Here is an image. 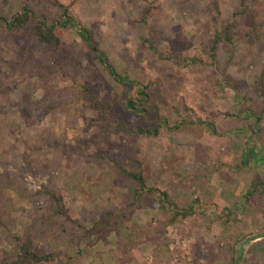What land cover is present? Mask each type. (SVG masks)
Returning a JSON list of instances; mask_svg holds the SVG:
<instances>
[{"label":"rangeland","instance_id":"rangeland-1","mask_svg":"<svg viewBox=\"0 0 264 264\" xmlns=\"http://www.w3.org/2000/svg\"><path fill=\"white\" fill-rule=\"evenodd\" d=\"M23 1L0 0V12L12 17ZM60 1L93 32L119 75L149 85L151 103L170 126L196 116L224 135L187 125L162 129L156 139L128 137L114 126L140 121L123 106L130 85L87 62L91 71L64 77L30 30L0 26V182L4 175L14 182L4 193L0 264H236L240 245L264 233V208L252 210L242 199L257 176L264 179V0ZM32 3L39 15H59L52 0ZM227 27L233 44L222 41L212 64V41ZM60 37L61 60L68 51L92 59L74 32ZM180 57L202 64L184 66ZM71 77L94 78L97 107L64 97ZM99 156L125 167L141 160L147 186L194 206V215L170 223L152 197L130 207L128 180ZM43 188L66 195L74 223L60 220L51 224L53 235L30 239L35 221L47 227L53 214ZM23 244L53 257L33 260ZM241 264H264V239L245 247Z\"/></svg>","mask_w":264,"mask_h":264},{"label":"trees","instance_id":"trees-1","mask_svg":"<svg viewBox=\"0 0 264 264\" xmlns=\"http://www.w3.org/2000/svg\"><path fill=\"white\" fill-rule=\"evenodd\" d=\"M33 1L38 3L40 0H24L20 6V12L12 17H6L0 12V26H3L8 32L15 34L30 30L31 40L38 46V49H46L50 51L53 58L51 60L52 64L58 67L60 71L64 72V77H67L69 74L71 76V74L78 69L82 72L87 71L88 69L90 70V66L85 63L87 62L88 64L93 63V66L96 64L103 67L113 81L119 86L130 85L134 89V92H126L124 94L123 106L127 112L131 113L134 117L139 118L140 121L139 123H134L132 126H127L120 121H116L114 126L116 130H121L128 137L138 135L147 139H156L160 135L162 129H165L168 132H177L187 125H197L205 127L216 137L224 135V132L216 127L213 122L210 120H202L196 116H191V118L188 117L189 119L187 121H182L170 126V124L160 115L159 110L151 103L149 85H143L119 75L110 64L107 56L101 51L98 43L94 39L93 32L85 27L78 18L71 14L68 6L62 4L60 0H52V5L56 13L59 14V17L46 14L39 15L32 8ZM64 31H72L80 38L84 48L92 55L91 60H89L86 54L82 51H68V60L66 57H63L62 60L60 59L61 52H64L65 50V44L60 37V34ZM222 41H225L230 47L232 46L233 41L229 34V27L216 33L212 41V46L209 51V59L212 64H216L217 62V48ZM180 63L184 66L202 64V62L196 57H180ZM71 81L73 82V86L65 91L66 94L64 97H67L68 95L74 96V100H83L87 98L92 101L94 106H98L99 100L97 92L99 86L94 78H91L90 81L83 82L82 80L77 81L71 77ZM94 87H97L95 92L93 89ZM246 113H249L247 117L254 116L253 113ZM236 117H240V114ZM261 119L262 117H257V123L260 122ZM244 158L246 159L245 155ZM107 159H109L108 161L112 167H114L115 171L128 180V192L131 200L130 207L146 206L147 203L151 201L149 198L152 197V200H154L153 203L156 206H159L163 213L171 214L169 220L170 223L194 215V206H181L172 199L169 193L165 190L149 188L147 186L143 167L144 163L141 160L135 158L133 160L134 165L130 167H125L119 161L113 160L110 157L106 158V156H99L96 160L102 161ZM3 178L5 179H2L3 181L0 182V220L3 215L8 214L5 206H3L5 202L4 193L5 191L12 189L14 183L5 175ZM43 189L44 190L40 192V195L42 198H47L53 203V214L47 220V223H49L47 227L45 226L43 228V226L38 225L37 220L35 221L34 226L28 230L26 236L30 239H39L43 238V236L46 238L47 236L53 235V232L57 230V226H51V224L57 223L60 220L74 223L67 215L68 201L66 195L59 191H53L47 188ZM19 195L23 196L24 194L22 192ZM242 199L246 206L252 210L264 208L263 177L257 176V179L252 182L251 187L246 191ZM78 227L81 228L80 225ZM16 240L19 243H22V239ZM20 250L25 256H28L33 260L50 261L53 257L50 254L40 256L31 251L30 248L24 244L20 246Z\"/></svg>","mask_w":264,"mask_h":264},{"label":"water","instance_id":"water-1","mask_svg":"<svg viewBox=\"0 0 264 264\" xmlns=\"http://www.w3.org/2000/svg\"><path fill=\"white\" fill-rule=\"evenodd\" d=\"M260 239H264V233L263 234H259V235H255L252 236L250 238H247L239 247L238 252H237V256H236V264H241L242 262V258H243V253H244V249L245 247L254 241L260 240Z\"/></svg>","mask_w":264,"mask_h":264}]
</instances>
